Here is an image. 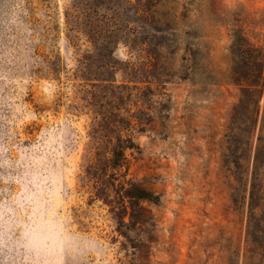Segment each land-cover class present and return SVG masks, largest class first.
I'll list each match as a JSON object with an SVG mask.
<instances>
[{"label": "rangeland", "instance_id": "374dc122", "mask_svg": "<svg viewBox=\"0 0 264 264\" xmlns=\"http://www.w3.org/2000/svg\"><path fill=\"white\" fill-rule=\"evenodd\" d=\"M74 2L0 0V264H243L264 0H169L161 32L130 9L111 39L69 32ZM240 73L263 75L257 106Z\"/></svg>", "mask_w": 264, "mask_h": 264}, {"label": "trees", "instance_id": "16d2710c", "mask_svg": "<svg viewBox=\"0 0 264 264\" xmlns=\"http://www.w3.org/2000/svg\"><path fill=\"white\" fill-rule=\"evenodd\" d=\"M175 1V0H170ZM169 0H75L70 12L65 15L67 23H69V32L85 34V28L90 22L102 23L105 33L97 30L98 26H94L95 34L103 36L104 38L111 39L112 35L117 33V28L121 24L129 22L124 20L123 14L132 10L137 15V20L145 24H154L161 32L162 28L166 27L169 22H176L178 20L176 8H173L170 12H165V6ZM170 13V15H168ZM90 21V22H89ZM74 29H79L74 31ZM109 42V41H108ZM245 65V64H243ZM85 66L83 62L79 63L78 77L83 80ZM263 80L262 76H253L245 73H240L237 78V83L241 89V99L237 106L241 108L249 100L257 106L263 94V84H258L257 81ZM242 83H250L242 85ZM257 83V84H256ZM254 100V101H253ZM236 109V110H237ZM236 112V111H235ZM119 145L117 156L122 155V150L127 147L129 140L119 139ZM258 158L255 157L254 169L251 176V184L249 188V198L247 203V226H246V243L247 250L243 255V264H246V258L253 259L258 258L257 264H264V204L259 202L256 203L254 195L256 192L255 185L257 179V168L261 166L258 164ZM91 168V167H89ZM130 190L136 191L137 195L133 196ZM130 190H125V194H128L129 201V219L130 221H136L139 223L141 213L144 210L143 203L150 202L152 195L147 191L135 187H131ZM247 253V254H246ZM234 255V254H233ZM262 261V262H261ZM232 257L229 258L228 264H235Z\"/></svg>", "mask_w": 264, "mask_h": 264}]
</instances>
